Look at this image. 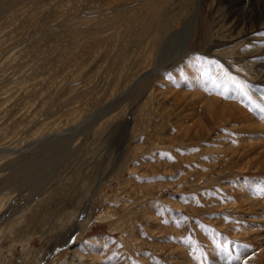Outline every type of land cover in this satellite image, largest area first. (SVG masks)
Here are the masks:
<instances>
[{"label":"rangeland","instance_id":"374dc122","mask_svg":"<svg viewBox=\"0 0 264 264\" xmlns=\"http://www.w3.org/2000/svg\"><path fill=\"white\" fill-rule=\"evenodd\" d=\"M199 8L0 0V264H264V106Z\"/></svg>","mask_w":264,"mask_h":264},{"label":"bare ground","instance_id":"6f19581e","mask_svg":"<svg viewBox=\"0 0 264 264\" xmlns=\"http://www.w3.org/2000/svg\"><path fill=\"white\" fill-rule=\"evenodd\" d=\"M199 4H200L199 12H201L200 10L202 9L201 8L202 5L208 7L210 20L212 21V22L210 21L212 26L207 25L209 29L207 28V26H206V29H208L209 32L214 30L215 34L218 32V29L221 30L220 31L221 32L220 35H222L221 40H222V38H224L227 41L229 40L228 42H230V44H231V46H228V45H227V47L224 46V47L228 48L227 51H230V52L225 53V51L223 52V50H222V52L218 56H215V54H213L212 56L219 58L220 60H222L221 62H223L226 66H229V67H230V65L226 62L227 59H223L224 58L223 56L225 54H226V57H228V60H230V61H235V62L237 61L238 63H245L246 64L245 67L248 66L249 67L248 69H251L252 74H250V75L254 79V81H256V82H253V81L250 82L251 78H250V80L247 78H243L244 75L243 76L237 75V77L239 79H241L238 81H240L242 87L245 89V91H247V93L249 92L253 96H257V98H256L257 100H254L255 102L257 101L256 102L257 104L259 103L261 106H264V0H199ZM199 12H197L195 15H192L191 17L187 18L186 21L184 20V22L180 25V27H178L176 30H174L172 33H170V36L167 38L166 41L163 40L160 42V40L163 38L162 37L163 35H161L159 37L160 40L157 43L159 45V48L161 49L163 47V51L165 52V50L168 48V46L171 45L173 42H174L173 44L176 45V42L181 35H184L186 32L188 33L189 29H190L189 32H191V30L193 31V27L196 23ZM256 33L260 34L261 36L258 35L259 37L258 36L256 37L255 36ZM215 34H212L211 39L209 40V52L210 53H212L217 48H219L218 43L220 42V40L218 38H216L217 36L216 37L213 36ZM190 43L186 44L184 51H181V52L179 51L180 53L176 54L175 56L179 60L189 58V59H191L192 62H194V61L198 62V63L204 62L205 61L204 59H203L204 60L203 61L200 58L199 59L196 58V56H192L193 53H191V51H190L191 50L190 49V47H191ZM165 54H166V52H165ZM229 55H232V57H229ZM165 56L166 55L161 56V58H160L161 62H164L163 60L168 58ZM176 57L173 60H176ZM195 62L193 64H195ZM233 64H235V63H233ZM242 69L240 68V71ZM222 70H223V73L225 74V75H223L224 81L227 79L228 83H234L233 81H235V83H236V80H234L235 76H233L230 73L231 70H229V69H228V71H227V69L226 70L222 69ZM234 72H235V70H234ZM247 73H249V72H247ZM193 75L195 76L196 73H194ZM229 80H230V82H229ZM197 81H198V79H197ZM235 83H234V85H235ZM240 83L238 82L236 84L240 85ZM241 85L239 87L240 89H241ZM230 86H228V87H230ZM223 89H224V85H223ZM232 89H233V91H236V90H234L235 88L232 87ZM199 94L202 95V92ZM233 97H236V96H233ZM234 99L237 100V98H233V100ZM215 100H212V101L206 100V102L204 101V103H206V105L210 107L211 104ZM231 101H232V99H231ZM216 103L217 102H215V104ZM214 105L212 104V106H214ZM113 106H114V104L109 105V106L107 105V106L103 107L102 109H100L97 112V114L101 115L102 113H104V111L111 110ZM216 107H217V105H216ZM217 108H215V109H217ZM236 108H238V107H236ZM230 109H232V108H230ZM236 111H237V109H236ZM211 112L213 113L215 111H211ZM215 113H217V112H215ZM97 114L95 112L94 116L95 117L99 116ZM215 120H216V118H215ZM248 120L254 121L253 119H248ZM90 121L91 120H89L88 123ZM256 123L257 122H254L253 124H256ZM76 128H78V127H75L74 129H70L69 131H67L66 133H63V134H57V135L50 136V137H48V139L56 138L58 136H61V137H63V136H74L75 133H79L82 131V130H80L81 128H78V130H76ZM91 205H92L91 202H89L87 204L86 209H84V212L82 213L83 215L86 214V212H89V210L91 209ZM0 211H1V209H0Z\"/></svg>","mask_w":264,"mask_h":264}]
</instances>
